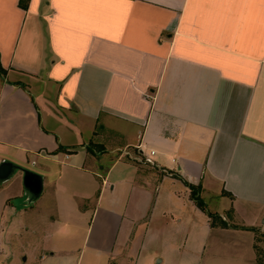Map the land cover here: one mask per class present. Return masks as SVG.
Wrapping results in <instances>:
<instances>
[{
	"label": "crops",
	"instance_id": "0c3cea01",
	"mask_svg": "<svg viewBox=\"0 0 264 264\" xmlns=\"http://www.w3.org/2000/svg\"><path fill=\"white\" fill-rule=\"evenodd\" d=\"M21 1L0 0V163L43 190L0 184V264H255L264 0Z\"/></svg>",
	"mask_w": 264,
	"mask_h": 264
},
{
	"label": "rangeland",
	"instance_id": "374dc122",
	"mask_svg": "<svg viewBox=\"0 0 264 264\" xmlns=\"http://www.w3.org/2000/svg\"><path fill=\"white\" fill-rule=\"evenodd\" d=\"M17 171H18V169L15 171V173ZM1 183H3V182L0 181V184ZM213 203L214 202L212 201L211 204H213ZM214 208H216L215 205H214ZM29 218L31 219L30 220L31 223H35L36 222L38 225L43 224L41 220H36L38 217H34L36 219L33 221L32 217L30 215H28V214H27V217L26 218H22V219H23V221L25 220L24 222H26L27 220H28L27 222H30L29 221ZM22 219H20V221H19L20 223L22 222ZM17 221H15L16 224L18 223ZM15 226H18L19 227V223H18V225H15ZM43 230L45 232L49 233L48 230H46V229H43ZM2 234L3 233L1 231L0 232V244L1 243L4 244V243H6L9 240V237H8L9 236V233H6L5 235L4 234L2 235ZM221 238H223V237H221ZM220 240H221L220 241L221 245H223L222 244L223 241L224 242L226 241V240H223L222 241V239H220ZM219 247H217V250L214 251V252H209V251L206 252L205 257H204V260L202 261V264H205V262H206V264H228V244L225 245V247L224 246H222L220 248ZM256 251H257V259H256L255 264H260V263L264 262V233L258 234V236L256 238Z\"/></svg>",
	"mask_w": 264,
	"mask_h": 264
},
{
	"label": "water",
	"instance_id": "95a60500",
	"mask_svg": "<svg viewBox=\"0 0 264 264\" xmlns=\"http://www.w3.org/2000/svg\"><path fill=\"white\" fill-rule=\"evenodd\" d=\"M17 169L23 171V184L26 190L34 197H38L43 190L42 176L32 170L21 168L20 166L11 161H1L0 181L5 182L10 179Z\"/></svg>",
	"mask_w": 264,
	"mask_h": 264
},
{
	"label": "trees",
	"instance_id": "16d2710c",
	"mask_svg": "<svg viewBox=\"0 0 264 264\" xmlns=\"http://www.w3.org/2000/svg\"><path fill=\"white\" fill-rule=\"evenodd\" d=\"M26 1L27 0H23V1L20 2V4L22 6H24V7H26L27 6ZM5 73H6V71L3 69V67H2V65L0 63V74L4 75ZM187 185L191 189V197H192V199L195 200V202L197 203V205L201 209L206 210V204H205L204 200L202 199V197L199 194L200 187L196 186V185H193V184H189V183H187ZM208 214L212 218V224L213 225H216V226L217 225L218 226L221 225L223 227H228L229 226L228 223L220 215L212 213V212H208ZM260 264H264V262H262Z\"/></svg>",
	"mask_w": 264,
	"mask_h": 264
},
{
	"label": "built area",
	"instance_id": "2783aa9c",
	"mask_svg": "<svg viewBox=\"0 0 264 264\" xmlns=\"http://www.w3.org/2000/svg\"><path fill=\"white\" fill-rule=\"evenodd\" d=\"M155 154V151H151L150 155L145 157V161L148 163H154L153 155Z\"/></svg>",
	"mask_w": 264,
	"mask_h": 264
}]
</instances>
